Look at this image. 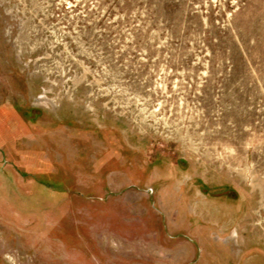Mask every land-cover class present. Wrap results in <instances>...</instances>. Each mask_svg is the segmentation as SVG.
Here are the masks:
<instances>
[{"label": "rangeland", "instance_id": "obj_1", "mask_svg": "<svg viewBox=\"0 0 264 264\" xmlns=\"http://www.w3.org/2000/svg\"><path fill=\"white\" fill-rule=\"evenodd\" d=\"M0 264H264V0H0Z\"/></svg>", "mask_w": 264, "mask_h": 264}]
</instances>
